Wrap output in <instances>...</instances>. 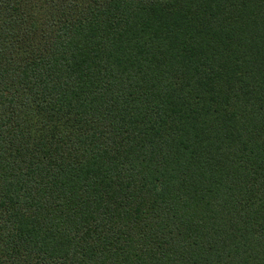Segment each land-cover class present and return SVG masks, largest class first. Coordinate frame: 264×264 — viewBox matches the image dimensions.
I'll use <instances>...</instances> for the list:
<instances>
[{
  "label": "trees",
  "instance_id": "trees-1",
  "mask_svg": "<svg viewBox=\"0 0 264 264\" xmlns=\"http://www.w3.org/2000/svg\"><path fill=\"white\" fill-rule=\"evenodd\" d=\"M0 264H264V0H0Z\"/></svg>",
  "mask_w": 264,
  "mask_h": 264
}]
</instances>
